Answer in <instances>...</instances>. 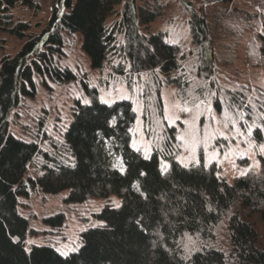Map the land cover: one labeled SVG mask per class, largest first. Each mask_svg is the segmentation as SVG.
<instances>
[{
    "label": "trees",
    "instance_id": "trees-1",
    "mask_svg": "<svg viewBox=\"0 0 264 264\" xmlns=\"http://www.w3.org/2000/svg\"><path fill=\"white\" fill-rule=\"evenodd\" d=\"M18 1L0 0V29L26 38L15 55L0 59V264H264V243L258 242L255 222L249 220L255 214L264 222V175L239 176L229 183L214 163L181 165L176 128L164 117L161 90L166 84H174L186 104L210 94L217 107L224 102L241 108L260 94L244 84L218 85L213 43L216 34L230 31L218 24L222 18L207 21L179 0L189 13L193 41L187 53L179 54V45L168 41L165 32L146 30L158 14L149 5L58 0L46 27L29 33L27 22L13 24L8 15ZM22 4L32 6V1ZM113 15L120 18L108 24ZM65 33L81 34V48L93 69L103 68L118 53L132 73L148 72L143 128L147 137L154 132L158 137L149 157L130 144L136 118L131 102L102 103L85 75L80 78L75 69L59 63ZM219 39V46L225 43ZM257 39L264 65V20ZM113 69L118 75L125 71L122 64ZM35 75L58 82L78 79L91 96L89 104L75 99L61 138L46 133L43 117L40 132L29 141L9 131L10 111L36 92ZM256 132L261 140V130ZM258 159L264 170V154ZM161 160L169 163L167 171L161 170ZM30 165L33 174H28ZM36 189L50 194L67 190L69 203L116 195L121 204L107 203L95 213L102 223L83 230L80 246L67 255L46 244L27 250L28 219L17 207L19 197ZM64 220L63 212L44 218L52 226H62ZM220 224L227 232L226 250L216 241Z\"/></svg>",
    "mask_w": 264,
    "mask_h": 264
},
{
    "label": "rangeland",
    "instance_id": "rangeland-1",
    "mask_svg": "<svg viewBox=\"0 0 264 264\" xmlns=\"http://www.w3.org/2000/svg\"><path fill=\"white\" fill-rule=\"evenodd\" d=\"M31 1L32 6H27L19 0L9 10L8 15L13 24L19 21L27 22L30 25L29 33H38L46 27L54 8L59 4L58 0ZM185 1L207 21L219 20L221 17L218 24L230 28L228 34L226 33L227 36L216 34L218 39L213 43L218 85L221 88H233L238 84H244L249 86L254 94L256 91H260V94L253 95V101H248L245 107L234 108L224 102L217 107L210 94L193 99L191 104L182 103L176 94V86L164 85L161 90L164 117L167 109V114L174 123H170L167 119L166 121L176 128L178 147L176 159L184 166L200 162L209 166L214 163L218 170L217 174L229 183L239 176L260 173L264 175L258 159L259 154H264L261 150V146H264V130H261L264 128V65L259 61L257 53V33L262 30L264 0ZM133 3L142 7L149 5L151 9L158 8L156 18L145 29L154 33L165 32L168 41L179 45V54L188 52L193 42L190 17L189 13L183 10L179 0H133ZM116 10L121 12L122 6ZM115 15L109 19L108 24L120 18ZM219 38L225 40L220 46L217 43ZM25 39L0 29V59L5 55H15ZM63 40L64 55L59 63L75 69L80 78L85 75L88 84L97 88L99 101L102 103L108 101L105 104L119 100L131 102L136 118L130 130V144L133 149H139L138 152L144 157H149L155 147L153 141L158 137L157 132H154L150 138L147 137L143 128L142 96L145 93L144 83L148 72L132 73L122 54L118 53L111 55L103 68L93 69L89 57L81 48L80 33H65ZM120 64L124 65L125 71L118 75L113 72V68ZM35 80L34 96L24 97L21 104L10 111L9 131L14 136L29 141L36 137L35 133L40 132L38 123L43 117L46 133L53 135L55 139L61 138L62 129L68 125L72 117L75 99H80L82 103L87 100L90 103L91 96L85 92L78 79L58 82L35 75ZM181 108L190 111H181ZM185 120L189 121V124H184ZM192 125L198 130L200 140L204 139L205 131L214 137L207 141V151L201 144L193 153L179 139V136ZM250 127L251 131H249ZM258 128L261 130V140L256 132ZM133 143L136 145L135 148ZM162 165L167 166L166 170L162 169ZM160 168L162 171H167L169 163L161 160ZM33 173L30 165L28 174ZM67 195V190L50 194L36 189L31 190L28 197H19L17 210L28 219L25 239L27 250L31 245L46 244L54 247L62 255L68 254L80 246V233L83 230L102 223L94 217L95 213L107 203L114 207L121 204V199L116 195H110L108 198L91 197L84 202L76 203L67 202L65 200ZM60 212L65 214L62 226H52L44 222L45 217ZM249 220L255 222L258 242L264 243V222L255 214ZM216 237L220 247L222 246L224 250L228 249V237L223 224L217 227Z\"/></svg>",
    "mask_w": 264,
    "mask_h": 264
},
{
    "label": "snow or ice",
    "instance_id": "snow-or-ice-1",
    "mask_svg": "<svg viewBox=\"0 0 264 264\" xmlns=\"http://www.w3.org/2000/svg\"><path fill=\"white\" fill-rule=\"evenodd\" d=\"M85 104L89 103L87 100L84 101ZM104 103H108V101H104ZM201 103H204L203 101H201ZM197 107H199V105H197ZM181 111H190L187 108H181ZM227 116V114H226ZM165 119L169 120L170 123H174V121L171 119V117L168 116L167 114V109H165ZM178 119V117H177ZM184 124H189V121L185 120L183 121ZM258 127V126H257ZM261 130H264V128H262ZM249 131H251V127L249 128ZM187 137V138H186ZM214 138L211 134L207 133V131H205V136L203 140H200L198 138V130L194 127V125L190 126L189 129L185 130V133L179 136V139H181L184 144L186 146H188L189 150L193 153H195L196 149L203 144L204 145V149L205 151H207L208 148V143L207 141L209 139ZM133 147L135 148L136 145L135 143H133ZM261 150L264 151V146H261ZM137 151H139V149H137ZM179 159V158H178ZM183 162V161H182ZM114 166H119V163L117 165ZM166 165H162V169L166 170ZM185 167H187V164H185ZM121 171H123V168L121 167ZM119 206V205H117ZM64 255H67V253H64Z\"/></svg>",
    "mask_w": 264,
    "mask_h": 264
}]
</instances>
